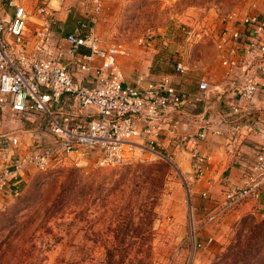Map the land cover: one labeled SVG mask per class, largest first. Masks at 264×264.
Wrapping results in <instances>:
<instances>
[{"label":"rangeland","instance_id":"374dc122","mask_svg":"<svg viewBox=\"0 0 264 264\" xmlns=\"http://www.w3.org/2000/svg\"><path fill=\"white\" fill-rule=\"evenodd\" d=\"M250 1L108 0L106 12L113 40L131 47L146 34L191 37L208 10L240 15ZM134 146L111 167L73 154L43 171L30 168L19 195L0 206V264H256L264 216L244 215L221 238L196 241L187 183L174 161Z\"/></svg>","mask_w":264,"mask_h":264},{"label":"built area","instance_id":"2783aa9c","mask_svg":"<svg viewBox=\"0 0 264 264\" xmlns=\"http://www.w3.org/2000/svg\"><path fill=\"white\" fill-rule=\"evenodd\" d=\"M54 0H0V108H10L15 116L41 112L48 117V126L41 131L31 148H26L17 137L0 141V206L11 190L18 191L30 168L43 171L64 157L77 154L91 156L97 167H111L123 163L136 145L135 140H144L147 149L155 151V128L166 110L181 104L182 99L167 78L159 84L149 83L144 88L126 85L116 57L127 56L123 44L107 48L100 45L99 37L84 25L77 26L65 38L71 56L70 68L59 59L27 55L23 50L24 35L29 23L42 27L38 35V52L49 54L50 28L54 24L51 2ZM91 22L95 23L102 10V0H90ZM229 20L239 21L246 27L251 40L248 51L258 58L255 66L264 74V22L257 15H228ZM242 34L237 30H223L218 44L220 50L231 42L230 54H235ZM152 36L137 40L139 45L150 44ZM87 53L79 54V49ZM223 64L235 67L237 62L224 59ZM177 70L182 69L177 65ZM74 72L87 75L89 84L82 85L73 79ZM260 76H248L238 89L239 98L250 101L260 90ZM200 93L189 99L191 103L201 100L202 92L208 89L206 81L198 84ZM264 97V88L261 89ZM63 96L73 98L78 107L86 112L82 116L59 120L50 113L48 105L58 102ZM237 112V109L234 110ZM140 124V125H138ZM264 138V122L258 126ZM51 140H46V136ZM204 137L186 135L180 145H190L189 162L196 179L206 172L209 157L197 146ZM25 148L23 153L16 152ZM13 150H16L12 152ZM251 165L242 175L241 184L231 188L210 218L219 220L241 203L255 197L264 186V146L255 147ZM165 158L171 156L164 154Z\"/></svg>","mask_w":264,"mask_h":264},{"label":"crops","instance_id":"0c3cea01","mask_svg":"<svg viewBox=\"0 0 264 264\" xmlns=\"http://www.w3.org/2000/svg\"><path fill=\"white\" fill-rule=\"evenodd\" d=\"M89 1H52L50 6L54 24L50 28L49 54L37 51L38 35L42 27L35 23L28 24L22 50L29 56L59 59L70 68L71 56L68 54L69 46L65 38L76 28L80 19L89 22L92 31L99 37L101 47L107 48L120 43L113 40V16L106 12L108 0H102L103 11L97 16L95 23L90 21L92 16ZM239 14L257 15L264 22V0H251L248 9ZM226 17L215 10H208L199 22L192 25L191 37L157 38L153 34H146L140 38L151 35L150 44L139 45L138 38L134 40V46L125 44L127 56L116 57L126 85L144 88L149 83L159 84L167 78L182 99L181 104L172 105L166 110L154 129L152 139L155 150L171 156L187 183V199L197 224L196 241L204 244L221 238L244 215L264 216L263 186L255 197L241 203L219 220L210 218L224 200V194L231 188L240 186L244 171L253 161L255 147L264 146V138L258 131L260 122H264V97L261 93L264 74L260 75L256 70L259 60L247 49L252 37L246 27L239 21ZM225 29L237 30L243 35L239 45L235 47V54L229 53V48L233 47L231 42L226 43L222 50L218 48L221 33ZM262 38L264 39V34ZM87 52V49L80 48L78 53ZM187 53L197 55L189 59ZM224 59L234 60L237 65H224ZM178 64L182 69H176ZM262 64L264 66V59ZM248 76H260V90L250 101H243L237 91ZM73 79L82 85L89 84L87 75L83 72H74ZM200 81H206L208 89L202 92L201 100L191 103L187 98L200 93ZM76 104L73 98L63 96L60 101L53 102L48 107L53 116L63 120L84 115L86 111ZM47 126L48 117L44 113L30 112L25 116H15L10 108H0V141L10 136L17 137L29 149L39 134L43 135L41 131ZM201 133L204 137L197 140V149L208 156L209 161L203 177L196 179L189 162L190 145L181 146L179 143L183 136H198ZM46 140L50 141L51 137L47 135ZM135 142L139 146H145L142 139ZM24 149L12 152L21 154ZM20 189L19 186L17 192L15 189L11 190L2 203L19 195Z\"/></svg>","mask_w":264,"mask_h":264},{"label":"trees","instance_id":"16d2710c","mask_svg":"<svg viewBox=\"0 0 264 264\" xmlns=\"http://www.w3.org/2000/svg\"><path fill=\"white\" fill-rule=\"evenodd\" d=\"M81 24L85 26V28L83 30V33L86 34L88 28H90L91 25L89 24V22L87 20L80 19V20L77 21L76 27L79 26V25H81ZM160 166L161 167H164L165 164L160 163ZM262 223H264V221ZM260 231L262 232V235L261 236L264 239V229L262 228V229H260ZM254 237H252V238L255 239ZM253 248H254V246H251L248 251H251ZM263 255H262V257L258 258V260H256V264H264V256ZM125 257H126V254H122V257L121 258L124 259ZM120 264H122V263L120 262Z\"/></svg>","mask_w":264,"mask_h":264}]
</instances>
